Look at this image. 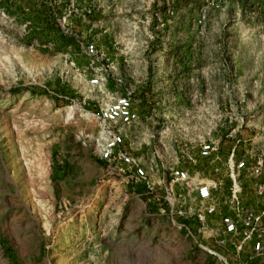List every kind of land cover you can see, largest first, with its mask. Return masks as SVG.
Instances as JSON below:
<instances>
[{"label": "rangeland", "instance_id": "obj_1", "mask_svg": "<svg viewBox=\"0 0 264 264\" xmlns=\"http://www.w3.org/2000/svg\"><path fill=\"white\" fill-rule=\"evenodd\" d=\"M118 96L157 190L206 144L264 160V0H0V264H219L101 162Z\"/></svg>", "mask_w": 264, "mask_h": 264}, {"label": "built area", "instance_id": "obj_2", "mask_svg": "<svg viewBox=\"0 0 264 264\" xmlns=\"http://www.w3.org/2000/svg\"><path fill=\"white\" fill-rule=\"evenodd\" d=\"M83 50L88 56L96 53L92 44ZM101 82L96 78L90 84L99 86ZM97 120L103 133L100 160L107 170L144 184L172 226L201 251L219 264L264 263V184L253 181L262 174L261 157L237 158L233 151L224 155L215 143L206 144L197 157L201 175L191 176L182 164L163 166L157 190L149 172L156 169L158 155L151 154L147 160L138 157L128 135L139 122L132 100L128 96L113 98L100 109ZM244 176L253 179L255 207L248 202Z\"/></svg>", "mask_w": 264, "mask_h": 264}]
</instances>
